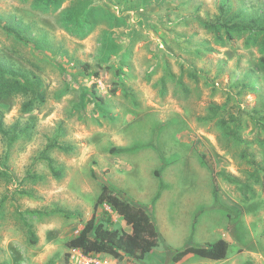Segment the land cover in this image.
Wrapping results in <instances>:
<instances>
[{"label":"rangeland","instance_id":"374dc122","mask_svg":"<svg viewBox=\"0 0 264 264\" xmlns=\"http://www.w3.org/2000/svg\"><path fill=\"white\" fill-rule=\"evenodd\" d=\"M263 61L264 0H0V264H264ZM104 185L159 246L68 263Z\"/></svg>","mask_w":264,"mask_h":264},{"label":"trees","instance_id":"16d2710c","mask_svg":"<svg viewBox=\"0 0 264 264\" xmlns=\"http://www.w3.org/2000/svg\"><path fill=\"white\" fill-rule=\"evenodd\" d=\"M0 73H4L3 68H0ZM26 84L32 90H35L37 86V84L29 81ZM0 134H5L1 118ZM231 134L234 137L236 136L234 132ZM217 177L218 175L213 173L214 207L223 209L219 198ZM103 207H107L109 210ZM112 213L120 216L131 230L127 232L115 228ZM159 242L160 237L157 226L148 212L144 208L123 199L114 188L104 185L91 219L77 236L67 241L66 260L69 263L72 251L80 250L84 257L103 254L118 260L128 257L143 261L159 246ZM229 249V243L224 239H220L204 247L188 246L178 252L173 257V261L179 263L189 255H196L212 262H220L227 258ZM245 264L254 263L248 261Z\"/></svg>","mask_w":264,"mask_h":264}]
</instances>
